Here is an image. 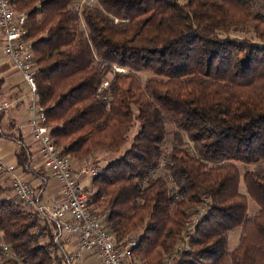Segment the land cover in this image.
Instances as JSON below:
<instances>
[{
	"label": "trees",
	"instance_id": "obj_1",
	"mask_svg": "<svg viewBox=\"0 0 264 264\" xmlns=\"http://www.w3.org/2000/svg\"><path fill=\"white\" fill-rule=\"evenodd\" d=\"M251 2L96 0L77 11L75 0H10L51 143L80 166L116 155L85 191L117 247L135 242L127 264H162L185 238L177 264H264V15ZM9 139L21 174L36 175L31 148ZM11 192L0 185L10 251L0 264H70L56 224Z\"/></svg>",
	"mask_w": 264,
	"mask_h": 264
},
{
	"label": "built area",
	"instance_id": "obj_2",
	"mask_svg": "<svg viewBox=\"0 0 264 264\" xmlns=\"http://www.w3.org/2000/svg\"><path fill=\"white\" fill-rule=\"evenodd\" d=\"M95 4L96 0H75L74 8L80 11L83 6L91 7ZM24 20V15L13 11L10 0H0L3 53L26 85L30 96V116L26 120L30 140L34 144L40 166L47 178L55 183L57 192L49 199L39 198L16 163H8L1 158L0 174L8 176L13 194L24 207L56 224L58 232L55 240L61 244L70 264H77L87 255L95 257L98 264H127L135 242L117 247L113 236L103 229L100 221L87 207L84 182L97 176L101 169L96 165L75 168L70 158L62 155L51 143L48 135L51 129L44 126V113L35 99L32 44L23 40ZM9 108V103H0V114L7 112ZM199 219L197 217L195 221ZM0 249L5 254L10 252L6 245L0 244Z\"/></svg>",
	"mask_w": 264,
	"mask_h": 264
},
{
	"label": "rangeland",
	"instance_id": "obj_3",
	"mask_svg": "<svg viewBox=\"0 0 264 264\" xmlns=\"http://www.w3.org/2000/svg\"><path fill=\"white\" fill-rule=\"evenodd\" d=\"M251 11L253 14H263L264 15V0H252L251 2ZM80 28H84L83 24H80ZM241 37H244V35H240ZM3 46L0 41V79H2L3 83L0 87V103L6 102L10 104V108L7 112L0 114V139L6 140L7 142L14 144L12 145V148L16 150L18 148L17 144L13 140L9 139V136H13L15 138L20 135L22 139L25 141V143L31 148V152L33 154L34 149L31 145H29V141L26 140L18 126H24L26 124V120L30 116V96L27 92V88L23 80L19 77V75L16 73L15 70H13L12 64L7 60L6 56L3 53ZM15 72V73H14ZM5 73H7L6 76H3ZM140 77L142 81H144L148 75L147 74H140ZM6 82H8L6 84ZM10 83L12 85H10ZM24 124V125H23ZM23 128V127H22ZM168 130H171V127L168 126ZM135 131H132L133 135ZM26 136V135H25ZM170 140V136L168 137ZM127 147V146H126ZM125 150V147L121 149L122 153ZM119 153V154H120ZM98 160L96 161H90L89 163H82V165H96L100 169L103 168L109 161L115 158L116 155H107L104 152H97ZM72 166L75 168L79 167L80 164H78L74 159L70 158ZM31 169L32 166H35V161L32 159L30 163ZM240 171L242 172V166L238 165ZM38 168H36V172L38 171ZM41 170V167L39 168ZM39 170V171H40ZM43 171V170H42ZM0 185L10 187V183L7 180V175L0 174ZM44 175V173H43ZM24 176V175H23ZM42 176V175H41ZM43 177V176H42ZM47 179V178H46ZM88 178L84 182V186H86L89 183ZM26 180V179H25ZM27 181V180H26ZM28 182V181H27ZM29 183V182H28ZM30 184V183H29ZM240 191L243 193V188L241 186ZM13 193L11 192L9 195L11 196ZM8 195V196H9ZM199 212L191 217L189 220H187V223L185 224V230L189 231L192 229L193 225L195 224V220L198 217V219L201 217L202 214L206 213V208L204 205L200 206ZM257 208L253 202L248 200V215H252L256 213ZM240 234V228H235L231 230L228 233V240H227V249L229 252H231L237 245L238 239ZM188 241V238H185V242ZM178 242L174 249L172 254L164 255L162 264H177L179 262V253H181L183 250L190 251L191 247L187 245V243ZM177 250V252H176ZM177 253V254H176ZM222 264H230L229 257H227Z\"/></svg>",
	"mask_w": 264,
	"mask_h": 264
},
{
	"label": "crops",
	"instance_id": "obj_4",
	"mask_svg": "<svg viewBox=\"0 0 264 264\" xmlns=\"http://www.w3.org/2000/svg\"><path fill=\"white\" fill-rule=\"evenodd\" d=\"M0 41H1L2 46H3L1 33H0ZM6 75H7V73H5L3 76H6ZM7 83L8 82H6V84ZM10 85H12V84L10 83ZM22 127L18 126L17 128H19L21 130V133H22L23 137L26 140L29 141L28 142L29 145H31L33 147V149H34V144L30 140L29 129H28L27 123L24 126H22ZM12 145L14 146V144H11V143L7 142L6 140H1L0 139V158L3 161L8 162V163L15 162L14 153H15V151L17 149L14 150V148H12ZM31 158L35 161V166L34 167L32 166L31 171L36 173V175H34V176H32V175H28V176L24 175V178L30 183V185H32L35 188V191H36L37 195L39 196V198H41V199L42 198L49 199V198H51L52 196H54L56 194L57 187H56L55 183H53L52 181H50L47 178V175L45 174L44 171H43L44 175L42 174V170L43 169L40 166V161H39V158L37 157V155L35 153V150H34ZM37 167H39V168L41 167V170L38 168V171L36 172V168ZM30 168H31V166H30ZM7 180L10 183V180H9L8 177H7ZM77 264H98V260L95 257L87 255L81 261H79Z\"/></svg>",
	"mask_w": 264,
	"mask_h": 264
}]
</instances>
